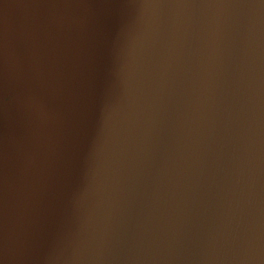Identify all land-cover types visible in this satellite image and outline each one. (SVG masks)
Instances as JSON below:
<instances>
[{"label": "water", "instance_id": "obj_1", "mask_svg": "<svg viewBox=\"0 0 264 264\" xmlns=\"http://www.w3.org/2000/svg\"><path fill=\"white\" fill-rule=\"evenodd\" d=\"M0 264H264V0H0Z\"/></svg>", "mask_w": 264, "mask_h": 264}]
</instances>
